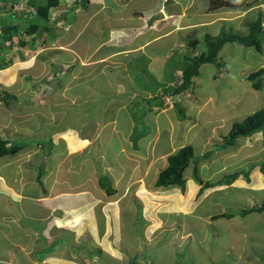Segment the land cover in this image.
I'll list each match as a JSON object with an SVG mask.
<instances>
[{
  "label": "rangeland",
  "instance_id": "rangeland-1",
  "mask_svg": "<svg viewBox=\"0 0 264 264\" xmlns=\"http://www.w3.org/2000/svg\"><path fill=\"white\" fill-rule=\"evenodd\" d=\"M45 1L46 0H33L32 2H30V0H7L5 2V0H0L1 37L5 34L4 28L8 25L13 27L19 25L23 27L24 22L28 24L34 22L38 23L39 19L35 16L36 8ZM93 1L97 2V0ZM120 1V4H122L121 6H123L120 10L128 9V5L131 1ZM180 1L182 4H189L191 2V0ZM230 1L242 4V7L238 11H232L229 9L225 10V12H228L223 16L224 19H227L228 21L226 26L228 29H233V31L240 35H247L249 28L246 26V23L257 20L260 12L264 15V0ZM102 2L104 1L100 0L98 3ZM135 2L137 3V7L142 10V13L152 8L155 0H135ZM12 3L15 5H11ZM60 5L59 9L50 12L49 28L51 32L44 36L46 42L41 46L36 47V49H45L40 55L46 59H48V55L51 54L52 58L50 59L69 61L72 63L70 66H75L70 73L64 74L63 77L65 78L62 80L64 82H70L71 79H78V77L74 78L73 75L79 73L80 70L84 74L87 71H95L98 67H84L81 65L79 58L73 55V51H54L53 48L56 45L61 42L69 43L72 39L76 41L75 47L78 48L80 45L83 49L82 43L84 41V43L87 42V36L92 34L91 32H94V29L95 31L101 32V30L105 28V32L102 31L105 36H108L109 29L111 30L114 28L117 23L120 25L126 23L128 26H133L142 21L139 18H132L122 19L125 22H120L119 19H116V15L108 14V12L112 13L110 10H105V14H98L96 16L97 12L95 11L98 10L95 5L94 7H89L87 9H83L80 5L77 10L83 9L82 16L79 18V15L74 12V8L71 16L77 17V20L74 21V25H67L65 28L63 27L62 21H59L58 23L56 22V20H60L58 19L59 14L62 12L60 8L65 6L63 2ZM168 5L169 4L166 3L164 4V7L167 8L168 11L174 13H180L182 11V8L179 6L168 8ZM105 7H110V5L105 3ZM190 9L192 12L195 10L193 6ZM191 11L188 12L189 15L185 19L187 22L194 21L197 17L196 15H191ZM94 12L97 18L91 16V13ZM109 15L112 16L113 19L108 17ZM101 17H106V20L103 22L100 19ZM179 17L171 20L169 23L175 26L176 22L180 20ZM159 23L160 22H156L155 24L158 29H161V24ZM223 29L224 27L222 24H217L210 28L208 32L211 33V35L216 33L219 35ZM228 29L225 32L229 33L230 30ZM43 30L44 28L42 31ZM58 31L62 34L53 41L54 39L52 36ZM145 31H147V29ZM135 33L136 32L133 31L132 35ZM157 33L160 34L159 31H157ZM157 35L156 37H158ZM180 38H182L183 41L186 40L188 46L187 48L183 47V53H187L191 46L197 48V52L191 53L189 51L193 57L199 56L200 53L206 51V42L203 38L196 39L187 34ZM194 39L199 43L196 44ZM24 40H26V38ZM51 41H53V43H51ZM112 41H114L115 45L118 44L117 40H111L108 41L106 45L109 47L113 46L112 44L114 43H112ZM175 41L176 37L172 39H164L161 41L163 43L159 42L160 45H152V47H163V56L159 52L152 51H159V49L151 47L149 50L145 51L142 57H139L136 60L130 58V66L126 72H124L125 69L123 67L116 69V71L106 69L102 74L95 72L93 73L92 79H84L85 85L83 87H68L65 89L66 92L63 95H60V93L64 92V89L59 88V85L57 84L59 78L47 81L44 86L42 85L43 81L41 84L39 83L40 79L32 80L34 74H36L35 68L32 72L30 71L28 73V80H26V78L24 79L25 88L22 90L25 96L22 97V101L32 102L33 105L29 107L21 101L15 103L9 101L10 105L8 106H3L1 103L3 111L0 112V118L2 117L3 121L0 122V129H3L1 133L2 135L6 134L2 138H5L6 140L10 138V136L14 137L16 134L15 132L21 131V129L13 130L14 127L10 126L14 120V123L18 121L17 123L19 126L29 121L31 125L48 122L50 119L49 112L53 113L54 111H57L55 105L62 106L58 109V112L65 118L64 120L70 128L77 129L80 127L82 123H85L87 115L89 118L88 121H91L90 117H96L94 125H88L86 130L90 131L95 129L97 124V129H100L102 122L105 123L103 131L105 132L104 138L106 142L105 145H107L108 148V157L118 164L123 165L122 168L121 166L116 167V163H112L109 160L107 161L104 159L105 161L101 162L103 159H100L98 156L94 158L95 152L91 150L77 152L74 156L79 159V163L88 159L95 160L105 173L107 171L112 174H115L114 172L120 173V171L123 173L126 169L125 175L133 178H140L139 180H141V182L138 183L136 181L135 184L126 191H122L119 186H115V183L117 182L115 177L113 182L116 189L121 190V194L118 193L115 194V196L124 195L123 199L120 200L123 206L127 205L135 208V210H138V207L141 206L142 211L143 209L146 210V216L143 218V212L140 216V218L142 217L140 221L144 220L146 226L142 222H138V224H142L140 230L141 235H145L148 228L151 234L155 235L157 233L156 242L163 246V238L170 240V237L175 238L176 236H172V234L175 233L174 228L166 226L165 223L159 225L156 221V219L160 217L159 207L163 205V214L172 211L171 209L174 211L178 210L179 207L181 208V211H185L186 209V211H188V215L179 214L178 221L180 220L179 217L183 216V220H180L181 225L188 228L185 230V233H188L189 231L192 232L193 239L185 240L182 249H177L173 246L171 253L167 252V248H154L155 253L152 255L153 262H156V264H212V261L217 259L219 264H264V213L253 212L245 215L242 214V211L246 212L255 207H261L264 203V176L260 172V165L264 162V134L258 133L251 138H239L235 146L229 148L225 147L227 143L226 137L232 129L233 123L236 121H242L253 113L264 108V75L262 77V89L259 91L255 90L253 88V83L247 80L249 74L261 69L264 70V52L259 54L254 48H245L238 44L227 43L222 47L218 55V60L219 63L222 64V67L220 68L216 66V69V67L211 64L202 66L199 72L200 80L196 83V86L194 85V92L192 89L186 91L182 96V103L176 108L167 109L162 106V108L157 107L154 109L160 104V101L162 102L163 100L162 97L157 96L158 98H156L155 101H151L148 105V108L151 107L153 111H148L150 110L148 109L146 117L152 119V121L147 119L143 121V117L141 118V114L143 113L142 109L144 107H141L142 109L135 108L137 113L133 114V117H136V123L139 121L138 125H141L138 127L141 128L139 130L140 133L142 132V135L147 136L145 140L138 142L136 145L133 142V139L136 140L138 138L137 136H139L136 129L132 132V135L129 138L130 141L127 139L122 143L121 138L114 135L112 132V129L114 128L113 126H115V121L109 124L107 123V120L112 119L113 116L116 115L117 107L123 102V99L126 96H128L127 99H130L134 106H137L140 103L145 104V101L147 100H145L144 96H148L150 93L152 94L151 97H153L157 91L161 89L163 90L165 82H168L169 84L172 83L170 81V75L173 74L176 67L180 66L182 67L181 69H184L186 65L183 66L181 64L183 54H181L178 49L172 51ZM92 45L93 47H96L98 44L94 43ZM87 47H89V45ZM168 47L171 48V51L169 52L166 51ZM47 49H49V51H47ZM69 49L73 50L71 44ZM108 49L109 48L104 47L102 50L101 48L97 53L100 52L101 54H104ZM31 50L32 49L27 47L25 51ZM92 51L93 48L89 52L91 53ZM5 53L6 56L3 57V54L2 57H0V65L4 63V58L6 61L8 60L9 65L12 66L11 68L14 69L20 67V62H17L16 64V60H18L17 57L19 56V54H16V49L11 53L7 51H5ZM35 53L36 52H32L30 54L33 55ZM56 54H59V56ZM165 57H167V60ZM30 59L28 58L27 60ZM31 62H33V60H31ZM56 65L57 64L53 67V70L58 76V73L60 75L61 72ZM37 68L39 69L40 67ZM165 71L167 76L163 77ZM216 71H218V74ZM91 73L92 72H89V74ZM126 74H128V76H126ZM216 74H225V76H221L214 81L213 76ZM181 76L182 75L179 77ZM0 79L3 84L0 86V100L5 97V94H9L11 99H15L16 94L7 90L9 83L3 82L1 75ZM51 85L52 87H50ZM137 89L140 91V98H133L131 94L133 93V90L137 91ZM31 90L33 91V94L30 92ZM35 91L39 92L34 93ZM55 91L57 93L53 94ZM96 91L99 93L97 96V93H95ZM77 93L83 94V97L85 99L88 97L89 100L85 101V99H76L74 101L73 98ZM40 94H45V98L42 101L37 100V97L41 96ZM30 95L32 98H30ZM45 101L50 102L47 105H44L43 103ZM62 102L64 103L61 104ZM18 105L20 107H18ZM133 105L128 104L127 108H133ZM146 107L147 104L145 108ZM162 109L164 110L162 111ZM37 111L41 112L40 115L39 113H36ZM78 114L81 115L82 118L75 121L74 117ZM29 126L30 125L26 127ZM159 131L162 132V135ZM20 133L21 138L15 139L13 143L24 146L33 145L32 148H37L38 143H35V141L30 138L32 135H26L23 131ZM23 135L29 137L26 138ZM97 137H100V135ZM100 140L96 139L94 146H97ZM43 142H47L45 143V147L49 149V138H43ZM187 145H192L194 147L195 160H202H198V162L193 161L186 170L185 189L183 190L178 187L169 189L156 188V180L159 172L167 166L168 156ZM124 150L126 153L122 152ZM126 154L128 155V158H126ZM206 154H209L210 157L203 159V156ZM26 157L27 156L20 157L17 160ZM37 159L40 160L39 156L36 157V160ZM13 160L14 159L11 161L15 162L14 166L20 165V163ZM74 163L75 165L73 164V168H76L77 161ZM100 168L99 173H102ZM44 171L45 170H42L41 173H44ZM237 172H242L243 175L231 185H217L213 188H202V185L198 184L196 181V176H198L204 182L216 185L219 181L223 180L225 176H230ZM87 173L88 170L86 171V174ZM246 173H249L248 177L245 175ZM104 179L109 180L108 177ZM126 180V177L125 179H122L120 185L125 184ZM17 184L20 185L22 183L20 182ZM111 185L113 187L112 183ZM103 193L105 194L106 192L103 190ZM110 199H113V197H109V199L107 198V201ZM22 204L23 209H26V213L28 212L29 215H31L33 208L37 210L40 207H49L48 203L37 204L32 201H24ZM22 204H16L17 208L10 210L20 213L22 210ZM107 208L108 207L105 206L104 210L106 211ZM109 210L111 209H108V211ZM108 213L111 212L109 211ZM223 214H231L233 217L214 219L215 216ZM165 215L170 221L174 219L172 214ZM25 216L28 217L27 215ZM25 216L24 218H26ZM147 217L150 221H147ZM71 219V222L67 224L70 229L77 231L80 228H83L84 223L77 225L75 223L76 218ZM55 224L59 227L63 226L62 223ZM127 224L125 226L123 223L125 229L127 228ZM154 226L158 229H153ZM112 227L114 235L116 226ZM22 228L28 229L27 225H24ZM0 231L2 232L3 239V241L0 240L1 259V256L3 258L5 257L6 250L10 249L9 247L11 246L12 240L8 241L4 239V225H0ZM6 232L9 233L10 230H6ZM78 233L80 235L84 234L83 231H78ZM125 233L127 234H125V237L122 240L126 242L125 240L128 238V240L132 242L130 248V250H132V247L137 246L132 235L133 233L130 229L125 230ZM10 235L14 238L13 233H10ZM136 241L139 243L142 241L140 234ZM126 244H129V242ZM55 249L57 250L59 248ZM226 249L227 252L225 253L224 250ZM138 258L141 257L138 255ZM135 262L137 263L138 261L134 260V263Z\"/></svg>",
  "mask_w": 264,
  "mask_h": 264
},
{
  "label": "crops",
  "instance_id": "crops-1",
  "mask_svg": "<svg viewBox=\"0 0 264 264\" xmlns=\"http://www.w3.org/2000/svg\"><path fill=\"white\" fill-rule=\"evenodd\" d=\"M60 1L61 3L63 2L65 4L64 8H69L79 0ZM99 1L100 0H97V2L89 0V5L87 6V8H89L94 7L95 5L98 10L95 11L97 12L96 16L98 14H105V10H110L112 11V13L108 12V14L116 15V19H119L120 22H125L122 19L132 18H139L142 21L133 26H128L126 25V23H124V25H120L119 23H117L116 26L111 30L108 28V36H105L103 33L105 28H103V31L101 30V32L95 31L94 29V32H91L92 34H89L87 36V42L84 43V41L82 43L83 49L80 45L78 48L75 47L76 41L72 39V41L70 40L69 43L72 45L73 50L69 49V43L61 42L56 45L53 48L54 51H73V55L79 58V60L81 61V65H83L84 67H98L95 71H87L84 74L80 70L79 73H75L73 75L74 78L78 77V79H71L70 82L62 81V86H59V88H63L64 92H61L60 95H63L66 92L65 89H67L68 87H83L85 85L84 79H92L93 73L95 72L102 74L106 69L116 71V69H119L120 67H123L125 69L124 72H126L128 70V67L130 66V58L136 60L137 58L142 57L145 51L149 50L152 45H157L159 44V42L163 43L161 41H163L164 39H172L176 37V41L173 45L174 48L172 51L178 49V51L183 54L181 64L183 66H187V63L189 62L187 58L193 57L191 53L197 52V48L195 46H191L189 49L191 53H189V51L187 53H183V47L187 48L188 46L186 44V40L183 41L180 37H183V35L185 36L187 34L188 36L196 39L203 38V40L205 41V38L208 35L217 37L218 33L211 35V33L208 32V30L215 25L222 24L225 30L228 29L226 26L228 24V21L223 17L225 16L224 14L228 13L225 12V10L227 9L209 11V0H191L189 4H182L180 0H155L152 8L146 10L145 12H142L138 17L133 14L135 0H129L131 2L128 5V9L126 10H120L123 7L121 6L122 4H120V0H103L104 2L98 3ZM124 1L126 2L127 0ZM105 3L109 4L110 7H105ZM165 3L169 4L167 6L168 8L179 6L180 8H182V11L180 13L168 11V9L164 7ZM192 6L193 8H195L194 12H192L190 9ZM81 7L84 9L83 5H81ZM83 9L76 10L78 12L77 15H79V18L82 16ZM141 11L142 10H140V12ZM189 11H191V15L197 16L194 21L187 22L185 20L189 15ZM95 12L91 13V16L97 18L95 16ZM161 12L165 15L164 19L152 21V18ZM108 17L113 19V17L110 15ZM177 17H179L180 20L176 22L175 26L171 25L169 22L173 19H176ZM100 19L104 22L106 20V17H101ZM156 22H160L159 24H161V29H158L156 27ZM125 25L128 27H126ZM142 29H147V31ZM126 31L129 32L127 33ZM133 31L136 32L134 35H132ZM157 31H159L160 34H158ZM156 35L158 37H156ZM111 40H117L118 44L115 45L114 41H112V43H114L112 44L113 46H107L106 44ZM195 41L196 44L199 43L197 42V40ZM94 43L98 45L96 47H93L92 44ZM88 45L89 47H87ZM104 47L109 48L107 52H105L104 54H101L100 52L97 53L99 49L102 48L103 50ZM92 48L93 51L90 53L89 51L92 50ZM152 48L159 49V51H152L159 52L163 56V47ZM35 50L36 53L33 55L30 54L32 53L31 51H26L25 54L28 57H25V60H16V64L17 62L21 63L19 64L20 67L14 69L11 67H5L3 69L0 68L2 81L5 83H9V87L7 88V90L16 94L15 99L4 97L0 100V112L3 111V106L10 105L9 101L14 103L17 101L23 102L22 97H25L22 91L25 88L24 79L26 78V80H28L27 76L30 71L32 72V70L36 68V74H34L32 80L40 79L39 83L41 84V82L43 81L42 85L44 86L46 85L47 81L56 80L53 74V67H55V64L58 65V69L62 70H64L63 67L69 66V61L50 59L52 58L51 54L48 55L49 57L48 59H46L45 57H42L40 55V52L43 49ZM47 51H49V49H47ZM166 51H171V48L168 47ZM56 55L59 56V54ZM26 58L31 59L27 60ZM166 58L167 57H165V59ZM31 60H33V62H31ZM37 67L40 68L38 69ZM181 68L182 67L180 66L176 67L173 71V74L170 75V81L172 82L171 84L165 82L163 90L161 89L153 95V101L158 98L157 96H173L174 99L178 100L177 103L175 105L164 107L159 100L160 104L154 109H156L157 107L162 108V106L167 109H173L176 108L177 105H180L182 103L183 94L189 90H186L183 93L174 94L176 88H178L182 83L184 69ZM89 72L92 73L89 74ZM217 72L218 71H216V73ZM217 74L213 76L214 81L219 79L221 76H225V74ZM180 75L182 76L179 77ZM126 76H128V74H126ZM166 76L167 74L165 71L163 73V77ZM45 79L47 80L45 81ZM199 80V77L194 78L193 85L191 87L193 92L194 85L196 86V83ZM1 85L3 84L0 81V86ZM50 87H52V85ZM166 88H169V91L167 93L165 92ZM30 92L33 94L32 90ZM37 92L39 91H35L34 93ZM55 93L57 92L55 91L53 94ZM95 93H97L96 96L99 94L98 91H96ZM139 94L140 91H138L137 89V91L133 90V93L131 95L133 96V98H140ZM151 95L152 94L149 93L148 96H144L145 100L147 101H145V104L140 103L139 105H137L138 107L134 106L130 99H127L128 96H126L123 99V102L117 107L116 115H114L112 119L107 120L108 124L115 121V126H113L114 130L112 129V132L114 135L121 138L122 143L127 139L128 141H130L129 138L132 135L134 129H136L139 135H141L138 142H142L147 138V136L142 135V132L140 133L139 130L141 128L138 127L141 125H138L139 121L138 123H136L137 118H134L133 114L137 113L135 108L139 109L141 107H144L143 109L141 108L143 111V113L141 114V118L143 117V121H145V119L152 121V119L146 117L147 112L153 110L151 107L148 108L149 100L153 99ZM30 98H32L31 95ZM44 98L45 94L37 97V100L42 101ZM73 99L75 101L76 99L82 100L85 98L83 97V94L77 93ZM87 100H89L88 97L85 99V101ZM49 102L50 101H45L43 104L47 105ZM1 103L3 104V106L1 105ZM23 103L29 107L33 105L32 102ZM63 103L64 102H62L61 104ZM128 104L133 105V108H127ZM146 104L147 107L145 108ZM18 107L20 106L18 105ZM61 107V105H55L57 111H54L53 113L49 112L50 119L46 123L31 125L29 121L19 126V124L17 123L18 121L14 123V120L10 124V126L14 127L13 130L21 129L20 132L23 131L24 133H26V135H32V137L30 138H32L35 143H38L39 145L37 144V148L35 149L32 148L33 145L24 146L22 152L15 155L14 157L8 156L0 159V225H4L5 228V232L3 233L4 239L8 241L12 240L11 246L9 247L10 249H7L5 252V257L3 258L1 256L0 264H156V262L152 261V255L155 253L154 248H167V252L171 253L173 246L177 249H182L185 240H192V232L189 231L188 233H185V230L188 228L184 225H181L180 220H183V216L179 217L180 220L178 221L179 214L188 215V211H186L187 209L185 211H181V208L179 207L178 210L174 211L173 209H171L172 211H168L167 213H165L167 215L172 214L174 216V219L170 221L169 219H167L166 215L163 214V205L159 207L160 217H158L156 221L159 225H163V223H165L166 226L174 228L175 233H173L172 236L175 235L176 237H170V240L163 238V246H161L158 242H156L157 233L155 235L151 234L148 228L145 232V235H141L140 230L142 224H138L139 221H137L136 216L138 210H135V208L127 205H122V202H120V200L123 199L124 195L109 196L107 193L104 194L103 190L105 191V189H103L100 184L102 179L108 177L109 181L113 184L114 189L119 186L122 191H126L128 188H131L136 181L138 183L141 182V180H139L140 178H133L125 175L126 169L123 173L120 171L121 174L119 172H114L115 174H112L108 171L105 173L95 160L93 161L88 159L86 161L83 160L84 162L81 161L79 163V159H77L74 155L77 152L91 150L95 152L94 158L98 156L100 157V159H103L101 160V162L109 160L112 163H116V167L121 166L122 168L123 166L108 157V148L107 145H105L106 142L104 138L105 132L103 131L105 123L102 122V126L100 129H97V124L95 129L87 131L86 129L88 125H94L96 121V117H90L91 121H88L89 118L87 115L85 123H82L80 127H78L77 129L70 128L67 122L64 120L65 118L58 112V109ZM163 110L164 109H162V111ZM36 113H39L40 115L41 112L37 111ZM81 118L82 117L79 114L74 117L75 121ZM2 119L3 118L1 117L0 122L3 121ZM28 125L30 126L26 127ZM2 130L3 129L1 128L0 138L6 135L1 134ZM20 132H15V136H10V138L6 139V141L9 144H13L15 139L21 138ZM160 134L162 135V132H160ZM96 135H100V137H97ZM24 137L28 138L29 136ZM43 138H49V149L45 147V143L47 142H43ZM96 139L101 140L97 146H94V144L96 143ZM3 140H5V138ZM122 152L126 153L125 150ZM24 156L27 157L22 158L23 160H17L18 158ZM37 156H39L40 160H36ZM126 156V158H128L127 154ZM12 159H14L13 161H17L18 163H20V165L14 166L15 162H12ZM76 161L77 167L73 168V164L75 165L74 162ZM99 168L101 169L103 174L99 173ZM41 170H45L42 175L41 173H39L41 172ZM87 170L88 173L86 174ZM114 177L117 181L115 183L116 187L114 186L113 182ZM125 177L127 179L126 183L120 185L122 179H125ZM20 182L22 184H17ZM120 191L121 190L118 189L116 194L120 193ZM109 197H113V199L107 201V198L109 199ZM24 201H32L33 203L37 204L48 203L49 207H40L37 210L33 208L31 215H29L28 212L26 213V209H23L22 203ZM16 204H22V210L20 211V213L10 210H13V208H17ZM105 206L108 207L106 211L104 210ZM108 209H111L109 210L111 213H108ZM142 212L144 218L146 216L145 213L147 212L145 209H143ZM21 213L27 215L28 217ZM24 216L26 218H24ZM71 218H76L75 223L77 225L84 223L83 228H80L77 231H73L72 229H70L67 224L71 222ZM126 220L128 224L126 223ZM147 221H150L148 217ZM55 223H62L63 226L59 227ZM123 223L125 224V226L127 224L126 229L125 226H123ZM142 223L144 224V220L142 221ZM158 224L157 226L159 227ZM24 225H27L28 229H23L22 227ZM144 225L146 226V224ZM112 226H116L114 235L112 232ZM128 229H130L133 233L132 235L134 237V241L137 244L136 247H132V250H130L132 242L129 241L128 238L125 240L126 242L122 240L125 237V234H127L125 233V230ZM153 229L158 228L154 226ZM6 230H10V232L7 233ZM78 231H83L84 234L80 235ZM10 233L14 234V238L11 237ZM139 234L142 238V241L140 243L136 241L139 238ZM0 240L3 241L1 231ZM61 240H63V243ZM128 242L129 244H126ZM55 248L59 249L56 250ZM100 251L102 252V254L98 253ZM224 251L226 253L227 249ZM89 252H93V256H91ZM138 255L141 258H138ZM134 260H137L138 262L134 263ZM212 264L219 263L216 259L215 261H212Z\"/></svg>",
  "mask_w": 264,
  "mask_h": 264
},
{
  "label": "trees",
  "instance_id": "trees-1",
  "mask_svg": "<svg viewBox=\"0 0 264 264\" xmlns=\"http://www.w3.org/2000/svg\"><path fill=\"white\" fill-rule=\"evenodd\" d=\"M7 0H5L6 2ZM33 0H30L32 2ZM135 3L134 6V12L133 14L136 15V17L141 15L140 9L137 7V3ZM209 11H216L219 9H229L232 11H238L241 7L242 4H238L237 2L230 1V0H209ZM61 2L60 0H46L43 2L41 5H39L36 8V17H38L39 22L28 24V23H23V27L19 25H15V27L8 25L7 27L4 28L5 34L0 35V38L2 39L3 43H0V53L3 50L10 49L12 48L16 41L23 47L30 46L32 49H36V47L41 46L43 43L46 42L44 39V36L46 34H49L50 28V12L56 9H59ZM11 5H15L12 3ZM83 5L84 9H87V6L89 5V0H82V1H77L72 7H63L61 9V13L58 16V19L56 22L58 23L59 21L63 22V27H67V25H74V21L77 20V17H72L71 13L73 9L75 8V13L78 14L76 11L77 8ZM66 9V11H65ZM25 13V12H22ZM258 19L247 23L246 26L249 28V32L247 35H240L239 33H236L233 31V29H230V32L227 33L225 29L221 31V33L217 37H212L208 35L205 38L206 42V51L200 54L199 56L196 57H188L187 60L189 61L187 63V66L185 67L183 71V77H182V83L181 85L176 88L174 94L178 93H183L186 90L191 89L193 85V80L194 78L199 77V72L200 68L205 65V64H213L217 67H222L221 63H219L218 60V55L219 51L222 49L223 46H225L227 43H232V44H238L240 46H243L245 48H254L257 53H263L264 52V26H263V13L258 14ZM22 20V18H21ZM45 21V23H44ZM48 23V24H47ZM48 25V26H47ZM46 28V31H42V29ZM23 32L26 33V40L25 37L23 36ZM60 31L56 32L52 38L55 41L62 33H59ZM64 34V33H63ZM27 36L30 38L27 39ZM217 40V41H215ZM51 41V43H53ZM64 43V42H63ZM34 49V50H35ZM62 51V50H60ZM65 52V51H62ZM72 52V51H71ZM74 53V52H72ZM67 54V53H66ZM18 60H25V55L21 54L18 56ZM17 60V61H18ZM5 63V62H4ZM2 63L0 65L1 69L5 68L7 63ZM72 63L69 62V66L63 67L64 70L60 69L61 74L57 76V73L54 71V77L55 79L59 78V81L57 84L59 86H62V80L63 76L65 73H70V71L75 68V66H70ZM58 67V65H56ZM264 75V70L261 69L257 72L249 74L247 77V80L253 83V88L255 90H261L262 89V77ZM47 79H45L46 81ZM169 88L165 89V92L167 93ZM9 94H5V97H9ZM153 99L149 100L148 103L153 101ZM161 104L164 106V101L161 102ZM161 105V106H162ZM178 106V105H177ZM153 111V110H151ZM258 133H263L264 134V108L260 109V111H257L253 113L252 115L248 116L246 119L242 121H236L232 125V129L230 130L228 136L226 137V148L233 147L239 140V138H251L255 136ZM141 135L137 136L138 138L136 140L133 139L134 144L136 145L139 141V137ZM222 148V147H221ZM24 149V145H16L15 143L9 144L6 140H3L0 138V159L5 158V157H14L15 155L19 154L22 152ZM223 149V148H222ZM209 154H206L203 156V159L209 158ZM202 160V159H198ZM198 160H195V150L192 145H187L178 151H176L174 154H171L168 156V164L167 166L160 171L158 178L155 183L156 188H173V187H178L182 188L183 190L185 189V184H186V178H185V172L190 166V164L194 162H198ZM42 171V170H41ZM260 172L264 176V162L260 165ZM41 173V172H40ZM42 175V173H41ZM243 175L242 172H237L234 173L230 176H225V178L221 181H219L216 185L209 183V182H204L201 178L196 176V181L198 184L202 185V188H213L215 186H222V185H231L235 180L240 178ZM247 177L249 173L245 174ZM101 186L103 189H105L106 193L109 196H113L117 193V190L114 189L111 185V182L108 179H102L100 182ZM253 212H261L264 213V203L262 204L261 207H255L249 211H242V214H249ZM142 215V207H138V213H137V221H140V216ZM221 217H227L231 218L233 215L231 214H223L219 216H215L214 219H218ZM63 243V240H61ZM60 242V241H59ZM59 247V246H58ZM102 254V252H98ZM91 256H93V252H89ZM90 256V257H91Z\"/></svg>",
  "mask_w": 264,
  "mask_h": 264
},
{
  "label": "clouds",
  "instance_id": "clouds-1",
  "mask_svg": "<svg viewBox=\"0 0 264 264\" xmlns=\"http://www.w3.org/2000/svg\"><path fill=\"white\" fill-rule=\"evenodd\" d=\"M24 34H23V36L26 38V33L25 32H23ZM30 37L29 36H27V39H29ZM0 40H1V44L3 43V41H2V39L0 38ZM27 47H29V49H32L30 46H28L27 45ZM27 47H23V46H21L17 41H16V43H15V45L12 47V48H10V49H7L6 48V50H3L1 53H0V55H1V57H2V55H3V57L4 56H6V53H5V51H7V52H9V53H11L14 49H16V51H17V53L16 54H19V55H21V54H24L25 55V57H26V48ZM43 50H45V49H43ZM43 50H41V52L43 51ZM31 52H36V50H34V49H32L31 50ZM40 52V53H41ZM8 54V53H7ZM18 58V57H17ZM19 61V60H18ZM21 61H23V60H21ZM3 62H5V63H9L8 62V60L6 61V59H4L3 58ZM4 63V64H5ZM6 67H12L11 65H6ZM1 90V89H0ZM163 98V101H164V107L165 106H171V105H175L176 103H177V99H174L173 98V96H164V97H162Z\"/></svg>",
  "mask_w": 264,
  "mask_h": 264
},
{
  "label": "water",
  "instance_id": "water-1",
  "mask_svg": "<svg viewBox=\"0 0 264 264\" xmlns=\"http://www.w3.org/2000/svg\"><path fill=\"white\" fill-rule=\"evenodd\" d=\"M164 17H165L164 13L161 12V13L155 15V16L152 18V21H155V20H162V19H164ZM44 31H46V29H44Z\"/></svg>",
  "mask_w": 264,
  "mask_h": 264
}]
</instances>
